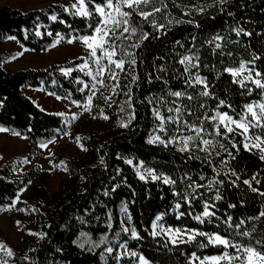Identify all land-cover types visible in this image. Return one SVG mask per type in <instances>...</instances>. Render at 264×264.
I'll use <instances>...</instances> for the list:
<instances>
[{
    "label": "trees",
    "instance_id": "16d2710c",
    "mask_svg": "<svg viewBox=\"0 0 264 264\" xmlns=\"http://www.w3.org/2000/svg\"><path fill=\"white\" fill-rule=\"evenodd\" d=\"M96 2L100 3L101 0ZM162 4L167 5L166 9L151 17L164 25L159 31L134 15L142 22L144 31L152 33L139 49H129L137 54L135 72L139 75V81L131 83L130 76L123 73L119 77L121 88L112 95L116 103L109 107L103 100L95 102V111L101 117L107 115L109 119H104L103 126L96 132L79 136V141L75 138L79 146H83L82 152L74 159H64L58 163L59 167L67 168V179L60 183L57 190L52 194L47 193V175L43 174L24 197L21 208L24 211L21 212L29 220V225L20 217L13 218L15 227L22 233V241L21 248L13 251L10 264H118V252L124 251L121 244L126 245L129 251L142 253L151 264H188L194 251L198 256L217 255L220 248L200 249L194 242L176 246L169 244L168 248H164L163 236L153 238L150 235L152 221L161 214L163 219L160 223L165 226L196 228L206 232L216 230L218 222L215 218L211 222L206 219L203 224L194 218L202 213L205 202L216 205L214 211L221 221L228 215L233 217L236 224L245 221L239 228L235 224L229 228L220 222L219 231L224 234L227 229L226 234L234 242L251 241L254 244L264 237L261 222L246 219L258 217L259 212L264 211V197L253 193L242 183L243 179L256 175L260 183L253 182V186L264 191V160L257 152L243 148L241 136H234L238 151L225 141V146L232 152L231 156L221 151L220 155L213 152L205 158V153L194 151L193 155L200 159H190L187 153L177 151L179 143L169 144L167 148L158 143H147L151 136L156 135L164 139L188 135L183 121L187 119L198 125L205 115H214L219 99L231 104V108L222 110L237 119L245 104L261 100L263 92L260 89H254L249 95L246 89L232 82L233 77L224 69L239 68L243 63L247 68L264 71V0H228L223 6L218 0H152L147 10L151 11L152 6L161 7ZM60 6L50 4L43 9L26 12L6 5L0 7V128L7 129L6 132L12 136L24 138L33 148L64 137L69 130L70 118L39 109L23 93V89L39 87L47 93H54L53 97L59 95L68 97L65 100L70 103L72 100L83 103L89 89L79 91L83 86L77 85L75 80L79 77L86 83L91 81L80 71H74L70 76L59 74L60 68L75 67L81 60L71 61L73 63L65 66L51 65L6 72L2 65L7 54L1 49V44L9 36H15L20 46L39 54L52 48L57 33L63 37L61 43L73 36L90 34L87 18L73 15V9L65 12ZM198 7H203L204 11L199 12ZM89 10H93L91 4ZM185 12L190 15H185ZM51 15H57V21H52ZM189 20L193 23L186 22ZM92 23H95V18ZM197 24L199 27H196ZM239 29H243V32L237 35L236 30ZM37 30L42 36L35 35ZM48 32L52 35H47ZM217 35L222 39L215 40ZM176 41H180V45ZM75 42L80 41L77 39ZM217 43L221 45L220 48H216ZM184 56H192V63H197L196 58H199V68H192L191 72L193 77L198 73L206 78L211 96L200 95L202 85L195 88L186 86L185 76L188 74L184 73V66L179 63ZM161 68L164 71H159ZM246 83L254 88L250 82ZM124 85L132 89L135 108V118L127 128L120 126V121L127 122L131 113L127 104H124L123 112L119 108L127 99L123 93L128 89ZM169 91H185L193 99L172 97L168 95ZM148 98L152 100L151 104ZM201 104L206 107L201 108ZM154 107L159 108L165 117L175 115V112L168 113L169 107H179L180 130H176L175 124L166 123L167 135L160 132L159 121L152 114ZM100 109H103V113ZM189 111L191 116L187 115ZM205 130L211 131L210 123H205ZM259 133V129L251 131L253 135ZM101 157L104 164L100 163ZM124 158L132 159L134 164L143 161L144 167L154 169L161 179L140 180L133 167L124 163ZM17 168L15 160L0 168V214L12 205L22 189L28 187V181L38 175L32 168L22 177L13 178L12 174ZM232 170L240 176L236 184L232 183L236 179L231 175ZM216 172L220 173L219 177ZM201 175L205 176L204 180H200ZM164 177L174 180L175 184H164ZM214 179H222L224 184L210 186L209 181ZM197 183L203 187L195 191L189 187V184ZM217 191L223 197L220 201L215 200ZM177 202L181 204L180 209L175 208ZM124 204H127V213L121 211ZM229 204H236L237 207L229 208ZM180 212L185 215L177 219ZM128 214L132 217L131 222L127 220ZM109 215L111 220L108 219ZM121 220L125 226L135 227L140 238L134 239L130 233H123ZM109 223L111 228L108 227ZM29 228H36L46 235L43 239H32L27 234ZM253 229L252 236L241 234ZM102 237L105 238L104 243H100ZM93 244H99V247H93ZM107 247L113 248L111 254L105 251ZM228 251L231 253L234 250ZM25 256L28 260H24ZM119 264H135V258L125 255Z\"/></svg>",
    "mask_w": 264,
    "mask_h": 264
},
{
    "label": "snow or ice",
    "instance_id": "6c2138e0",
    "mask_svg": "<svg viewBox=\"0 0 264 264\" xmlns=\"http://www.w3.org/2000/svg\"><path fill=\"white\" fill-rule=\"evenodd\" d=\"M221 6L228 3V0H218ZM152 0H101L100 3H97L96 0H74L73 3L69 7H65L61 5L65 12L70 11V9H74L75 11L72 13L73 15H77L80 17L87 18L89 20L88 28L90 30V34L81 35L79 37L73 36L71 39H68V43H74L77 39L86 46L88 50V57H78L82 63L75 65V67H66L60 68V72L64 76H70L74 71L83 72L86 77L90 78V83H86L84 80L79 77L76 78L75 83L77 85H82L78 90L84 92L85 89H89V92L86 93V99L83 103L72 100L71 103L74 104L78 109L83 108L85 111L91 112L94 97L97 96V93L102 96L104 102L111 107L113 103L116 101L112 100L111 95H103L101 89L111 87L112 93H116V89L121 88L119 77L123 73H127L131 78V83H137L139 81V75L136 74L135 68L137 65L136 53L134 51H130L129 49H139L142 43L149 39L152 36V33L144 31L142 25H136L133 23V16L141 18L142 21L149 22L151 27L157 31L164 28V25L158 24L153 17L154 13H159L162 9H166L167 5L162 4L161 7L152 6L151 11L147 10L151 5ZM89 4L92 5L93 10H89ZM197 10L199 12H203V7H198ZM223 10V8H222ZM229 15H233V13H228ZM185 15H190V13L185 12ZM95 18V23H92V20ZM50 19L52 21H57V15H51ZM178 23H184L185 21H177ZM187 23H193L191 20L186 21ZM171 23V21H169ZM196 27H199L197 24ZM243 32V29L236 30V34L240 35ZM129 34V35H125ZM139 34V41L136 43H132L127 47L123 44V40L131 39L132 36H136ZM246 35H250V33H245ZM37 37L42 36V33L37 30L35 32ZM47 35L51 36L52 33L48 32ZM56 36L58 39L54 40L51 47H56L57 44L63 39L60 33H57ZM154 38V37H153ZM9 40H16L15 36H9ZM215 40H221L222 37L216 36ZM121 41L120 43H117ZM180 41H176V44L180 45ZM211 43V41H210ZM183 46V45H181ZM216 48H220L221 45L217 43ZM21 47H23L21 45ZM24 51H29V49L25 48ZM99 53V54H98ZM17 55H23V52L18 53ZM16 57L14 56L13 59ZM257 59V57H253ZM198 57L196 58L197 63H192V56H184L179 60V63L184 66V73L188 75L185 76V84L187 87L195 88L197 85H202V90L200 92L201 96L209 97L212 94L208 90V84L206 82V78L201 77L198 73L193 77L192 68H199ZM73 63V62H70ZM94 65V67L92 66ZM159 71H164V69H159ZM225 72L229 73L233 77V83L238 84L240 88L246 89L247 93L251 95L254 89H260L261 92H264V71H255L254 69L247 68L243 63L239 68H225ZM246 73V75H245ZM157 80L160 79L159 76L156 77ZM106 80L114 81L115 83L109 85L106 83ZM250 82L254 88L248 87V83ZM151 83V80H149ZM167 84V81H164ZM99 85V87H97ZM124 88L128 90L123 94L127 99L119 105L120 111H124V104H127L129 109H131V113L128 117L127 122L120 121L121 127H129L132 120L135 118V108L132 102V89L128 85H124ZM49 95H55L54 93H49ZM70 95V94H69ZM168 95L176 98L185 97L188 100H192L193 97L191 95H187L185 91H169ZM57 100L67 99L68 97H61L56 95ZM142 103V101H141ZM148 103L151 104L152 100L148 98ZM174 103V102H173ZM201 108H205L206 105L201 104ZM231 108V104L226 103L225 99H219L216 108L213 114H208L200 120L199 124L190 123L187 119L183 121V126L187 130L188 135H181L178 138L173 136L168 139L162 138L160 135L151 136L147 143L155 144L158 143L163 147L167 148L169 144H177L179 143V147L177 151L181 153H187L190 159H200L199 156L193 155V152H203L208 156H211L213 152L216 155H220L221 151L227 152L228 155H232V152L225 146V141L231 145L232 149H238V144L234 140V136H242L244 138L243 148L245 150L251 151L253 148L258 149L261 153L260 159L264 160V96L261 97L259 102H253L249 104H245L243 107L242 114H238L239 118H235L233 115H230L227 111H223L224 108ZM43 110V109H42ZM101 113H103V109H100ZM175 112V115H168L165 117L161 114L159 108H153L152 114L156 120L159 121V131L164 132L165 135L166 123H172L176 125V130H180V116L181 109L177 108H168V113ZM59 116H65V112L56 113ZM187 115L191 116L192 113L189 111ZM78 118L77 113H72L69 123L71 120H76ZM103 119L107 120L109 117L107 115L102 116ZM208 122L211 124V131L205 130V123ZM253 129H259V134H251ZM0 131H8L7 129L0 128ZM14 135H20L19 133H13ZM68 133H65L67 135ZM209 138H205V137ZM76 140L79 141L80 137H76ZM250 141H254V143H250ZM48 143H53V141H48ZM44 144H41V147H44ZM81 147H83L81 145ZM219 149V151L217 150ZM119 158V157H118ZM235 158V157H233ZM3 159V157H0ZM23 163L28 164L30 161L27 158H24ZM100 163L104 164V158L101 157ZM124 163L128 165H132L136 172V175L140 180L146 181L148 177H150L153 181L160 180L161 177L155 173L154 169L147 168L144 169V162L139 161L138 164L133 163L132 159L124 158ZM211 163V161H209ZM223 163H227V161H223ZM143 169V171H142ZM65 171L67 168L65 167ZM213 171H216L213 169ZM147 173V175H145ZM224 175H228L225 173ZM231 175L236 177L235 180L232 181L233 184H236V181L240 180V176L237 175L235 170L231 171ZM216 176L219 177L220 173L216 172ZM81 179H84L81 177ZM189 179H191L189 177ZM205 176L201 175L200 180H204ZM253 182L256 184L260 183V180L257 179L256 175L252 176L250 179H243V185H246L253 193H257L259 196L264 197V191H260L257 187L253 186ZM30 184L31 181L29 180ZM164 184H175V181L164 177ZM214 184L223 185L224 181L222 179L219 180H210L209 185L212 186ZM189 187H193L195 191L198 188L203 187L201 184H189ZM22 189L21 191H23ZM114 190V189H113ZM107 195V193H105ZM175 195H179V193H175ZM222 194L217 191L215 195V200H222ZM19 202V197H17L14 203ZM190 202V201H189ZM216 205L205 202L203 205V211L200 215L195 216L194 218L201 224L205 223L206 219L208 222H211L213 218L218 222L216 226V230L212 232L202 231L196 228H179L172 227L171 225L165 226L160 223L163 219V214L157 215L155 219L152 221L150 235L153 238H158L163 236V247L168 248L169 244L172 246L180 245V244H189L196 243L198 248L205 249L208 247H217L220 248L221 251L217 255H201L198 256L194 251L191 253L188 264H264V237L258 239L253 244L251 241L248 243L242 242H234L229 236L226 234L227 229H225V233L222 234L219 231L220 222L226 224L229 228L235 227L239 228L241 224L245 221H240L238 224L235 223L233 217L231 215L226 216L222 221L219 216L216 215L214 211ZM229 208L235 209L237 207L236 204H229ZM176 209L181 208V204L179 202L175 205ZM20 211H24V209H19ZM35 210V209H33ZM123 213L128 212L127 204H124L121 208ZM185 213L180 212L177 216V219H180L184 216ZM108 219L111 220V215L108 216ZM252 221L259 220L261 222V226L264 227V211L259 212V216H253L251 218ZM128 222H131L132 217L130 214L127 216ZM19 223V222H17ZM121 231L123 233L131 235L134 239H139V233L135 227L125 226V222L121 220ZM108 227L111 228L112 225L109 223ZM252 231H242L241 234L244 236H252ZM30 235H38L37 233H29ZM40 238L43 239L45 237V233H40ZM119 236V233H117ZM200 238V239H198ZM105 238L102 237L100 243H104ZM80 247H84L83 244ZM93 247H99V244H93ZM121 249H124L122 253H120L116 259L119 264V261L123 259L125 255L131 258H135V264H151V261L147 259L142 253H138L136 251H129L126 248V245L121 244ZM232 249L231 253L228 251ZM34 251V249L32 250ZM59 251V249H57ZM105 251L109 254L113 252L112 247H107ZM0 252L3 253L4 257L13 258L14 252L11 247L4 242H0ZM24 260H28V257L25 256ZM0 264H9V259H4L0 257Z\"/></svg>",
    "mask_w": 264,
    "mask_h": 264
},
{
    "label": "rangeland",
    "instance_id": "374dc122",
    "mask_svg": "<svg viewBox=\"0 0 264 264\" xmlns=\"http://www.w3.org/2000/svg\"><path fill=\"white\" fill-rule=\"evenodd\" d=\"M73 2L74 0H0V7L6 5L11 8L26 12L43 9L50 4H61L65 7H69ZM133 23L143 26L142 22L138 21L134 16ZM56 39H58V37H56ZM137 40H139V34H137L136 36H132L131 39L123 40L122 42L123 44H125V46H128L132 43H135ZM120 42L121 41H118L117 43ZM55 48V51L53 50L48 53V51L50 50L49 49L48 51L40 54H47L46 57L48 56V60L57 59L63 62L64 65L62 66H65L71 61L80 60L77 59L78 57H88V50L86 49V46L81 42H74L69 44L67 41L65 43H61L60 41V47L58 49L57 47ZM28 59L29 58H27L26 60ZM80 63H82V61ZM92 66L94 67V65ZM60 73L61 72L59 70V74ZM113 82L114 81L106 80V83L109 85H112ZM97 87H99V85H97ZM101 91L103 92V95H113L111 87L101 89ZM262 96H264V92ZM98 100H103L102 96H100L99 93H97V96L94 97V103L91 112L85 111L82 107L78 109L74 104H68L69 102H61L53 105V107H48V109L55 114L59 112H65L64 117L68 118L71 117L72 113H77L78 118L76 120H71V122L69 123V130L67 135L60 139L53 140V143L44 144V147H41V145H39L33 148L24 138L12 136L5 132H0V157H3V159H0V168L5 163L11 160H15L18 163V168L12 174L13 178L22 177L32 168H34L35 172L38 174L36 178L31 181L28 187L19 192L17 196L19 197V202L14 203L17 199L16 197L13 200L12 205L0 214V242L6 243L8 247H11L13 249V251L19 250L21 248L22 241V233L19 228L15 227L13 218L15 216L18 218L20 217L24 223L29 225V220L19 209L23 208V199L28 194L30 188L40 178H42L43 174H46V191L48 194L54 193L59 187L60 183L67 179L65 170L59 167L58 163L62 162L64 159H74L78 157L82 152V148L79 146L75 138L77 136L84 137L89 133L96 132L103 126L105 120L94 109L95 102H97ZM36 106L38 105L36 104ZM242 141L244 143L243 137ZM250 143H254V141H250ZM252 150L261 155L258 149L253 148ZM24 158H27L30 163H23ZM144 169L146 168L144 167ZM145 175H147V173H145ZM146 181L153 180L148 177ZM29 233H37L38 235H30ZM40 233L41 232L36 228H29L27 230V234L29 235V237L35 240L40 239ZM120 253L122 252L119 251L118 255ZM23 256L24 254L21 257ZM0 257L4 259H10L8 257H4L2 252H0Z\"/></svg>",
    "mask_w": 264,
    "mask_h": 264
},
{
    "label": "crops",
    "instance_id": "0c3cea01",
    "mask_svg": "<svg viewBox=\"0 0 264 264\" xmlns=\"http://www.w3.org/2000/svg\"><path fill=\"white\" fill-rule=\"evenodd\" d=\"M57 49L60 47V43L56 45ZM1 49L7 54V57L5 61L3 62V69L6 72H14L18 70H23V69H36V68H45L50 65H64L63 62L59 60H48V56L46 57L47 54H35L30 51H24V47H21L16 40H5L1 44ZM55 47H52L49 51H55ZM23 52V55H17L18 53ZM16 57L13 59V57ZM29 58L28 60H26ZM36 59V60H32ZM63 75L62 73H60ZM64 76V75H63ZM23 93L31 100L33 103L38 105L37 107L39 109H43V111L47 113H53L51 110L48 109V107H53V105L57 103H63L66 102L68 103L67 100L61 99L57 100L55 97L52 95H49L46 91H44L42 88L36 87V88H25L23 89ZM70 104V102L68 103ZM55 114V113H54ZM0 132H5L6 131H0ZM22 138V137H21Z\"/></svg>",
    "mask_w": 264,
    "mask_h": 264
}]
</instances>
